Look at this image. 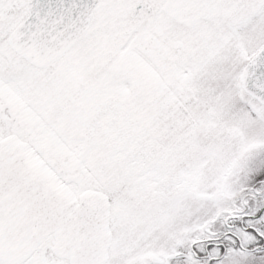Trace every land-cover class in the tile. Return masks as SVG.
<instances>
[{"label":"snow or ice","instance_id":"6c2138e0","mask_svg":"<svg viewBox=\"0 0 264 264\" xmlns=\"http://www.w3.org/2000/svg\"><path fill=\"white\" fill-rule=\"evenodd\" d=\"M0 264H264V0H0Z\"/></svg>","mask_w":264,"mask_h":264}]
</instances>
